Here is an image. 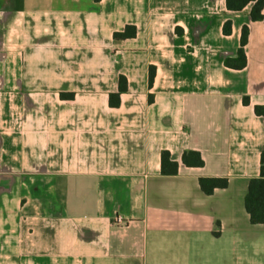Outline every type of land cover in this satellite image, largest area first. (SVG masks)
Segmentation results:
<instances>
[{
  "label": "crops",
  "instance_id": "1",
  "mask_svg": "<svg viewBox=\"0 0 264 264\" xmlns=\"http://www.w3.org/2000/svg\"><path fill=\"white\" fill-rule=\"evenodd\" d=\"M252 6L24 0L0 9V264H264V224H251L244 205L264 150L254 112L264 106V7L253 21ZM128 25L134 37L114 38ZM244 26L246 66L228 68ZM121 75L127 91L110 107ZM189 150L203 166L182 163ZM162 151L177 174L161 173ZM201 177L228 186L206 195Z\"/></svg>",
  "mask_w": 264,
  "mask_h": 264
},
{
  "label": "trees",
  "instance_id": "2",
  "mask_svg": "<svg viewBox=\"0 0 264 264\" xmlns=\"http://www.w3.org/2000/svg\"><path fill=\"white\" fill-rule=\"evenodd\" d=\"M8 3L2 6L0 3V9L5 10H22L24 7V0H7ZM99 1V0H95ZM253 3L250 11V17L253 21L263 20L262 10L264 7V0H226V8L228 11L239 12L243 10L248 4ZM231 21L227 20L223 25V33L229 35L231 32ZM179 33V31H178ZM136 35V28L134 26H126L123 32L114 33V38L125 39L134 37ZM248 28L244 26L242 28V34L240 39V46L237 51V55L234 58H226L224 65L232 69H242L246 66V55L244 47L247 43ZM155 76V68L150 66L148 76V86L152 87ZM127 91V80L124 76L119 77V88L116 93L109 95L108 104L110 107L120 106V94ZM72 93H61L62 99H73ZM153 96L149 94L148 101L152 102ZM243 103L248 104L249 98L244 97ZM254 112L258 116L264 118V106L256 105ZM182 163L188 167H201L204 161L198 151H185L182 155ZM161 173L163 175H175L178 173V164L170 160V153L168 151H162L161 153ZM199 185L201 190L206 195H211L216 188H226L228 186L227 178L222 177H201L199 178ZM244 205L246 212L249 215L251 224H264V150L260 155V168L259 176L250 179L248 184L247 194L245 196Z\"/></svg>",
  "mask_w": 264,
  "mask_h": 264
},
{
  "label": "built area",
  "instance_id": "3",
  "mask_svg": "<svg viewBox=\"0 0 264 264\" xmlns=\"http://www.w3.org/2000/svg\"><path fill=\"white\" fill-rule=\"evenodd\" d=\"M115 222H116L117 224H121V223H123V222H124V220H123V218H122V217H120V216H117V217H115Z\"/></svg>",
  "mask_w": 264,
  "mask_h": 264
}]
</instances>
